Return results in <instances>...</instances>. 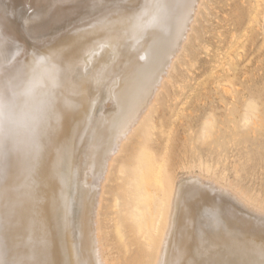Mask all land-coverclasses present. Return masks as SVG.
Returning a JSON list of instances; mask_svg holds the SVG:
<instances>
[{
	"label": "bare ground",
	"instance_id": "bare-ground-1",
	"mask_svg": "<svg viewBox=\"0 0 264 264\" xmlns=\"http://www.w3.org/2000/svg\"><path fill=\"white\" fill-rule=\"evenodd\" d=\"M204 1L0 0V41L40 48L70 37L46 57H0V264H120L105 240L126 253L131 235L146 248L136 264H264V207L242 191L211 180L181 196L180 180L171 187L148 162L144 130L142 148L117 162L129 136L151 128ZM263 1L249 26L263 5L264 31Z\"/></svg>",
	"mask_w": 264,
	"mask_h": 264
},
{
	"label": "rangeland",
	"instance_id": "rangeland-1",
	"mask_svg": "<svg viewBox=\"0 0 264 264\" xmlns=\"http://www.w3.org/2000/svg\"><path fill=\"white\" fill-rule=\"evenodd\" d=\"M202 6L205 10L201 7L191 32L193 42L186 43V51L177 61L172 79L166 81L165 90L155 102L151 123L148 121L151 128L140 127L137 134L134 131L135 134L133 132L122 144L124 148L119 156L116 155L117 162L121 163L123 158L128 161L133 148H142L138 132L144 130L145 136L141 138L148 141V144L144 142L149 147L148 162L171 187L180 180L181 196L200 181L212 184L211 180H217L222 186L242 191L251 201L264 207L263 5L251 28L249 22L255 14V0H205ZM114 7L104 13L117 9ZM32 19L30 24L24 22L26 30L34 25L35 18ZM68 38L40 48L36 45L39 40L31 41L27 47L25 43L4 38L0 41L1 61L8 65L16 53L42 49H46V57ZM59 63L64 65L63 57ZM246 110L254 119L244 125L240 116ZM135 135L139 137L134 144L129 140ZM124 149L128 151L126 159ZM64 168L68 172V190L74 200L72 190L77 177L69 173L67 161ZM185 204L193 205L186 200ZM193 210H197L195 205ZM104 211L107 216L108 210ZM105 244L106 255L120 264L139 263L146 251L143 239L133 235L128 240L126 253L113 237H107ZM0 263H3L1 258Z\"/></svg>",
	"mask_w": 264,
	"mask_h": 264
},
{
	"label": "snow or ice",
	"instance_id": "snow-or-ice-1",
	"mask_svg": "<svg viewBox=\"0 0 264 264\" xmlns=\"http://www.w3.org/2000/svg\"><path fill=\"white\" fill-rule=\"evenodd\" d=\"M0 170L3 171L4 175H7L8 164H7V152L0 154Z\"/></svg>",
	"mask_w": 264,
	"mask_h": 264
}]
</instances>
